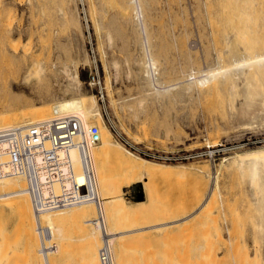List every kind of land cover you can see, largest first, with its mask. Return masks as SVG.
Here are the masks:
<instances>
[{
	"label": "rangeland",
	"instance_id": "obj_1",
	"mask_svg": "<svg viewBox=\"0 0 264 264\" xmlns=\"http://www.w3.org/2000/svg\"><path fill=\"white\" fill-rule=\"evenodd\" d=\"M134 1L0 0V102L20 112L21 106L32 110L70 98L63 67L76 61L81 90L95 95L112 139L131 142L132 151L158 163L206 168L148 178V198L141 182L124 187L128 206L145 199L126 225L144 230L118 238L124 240L119 264H264L253 192L228 169L231 158L220 165L225 156L264 144L262 96L247 101L239 84L235 105L224 100L227 87L215 55L234 46L225 42L234 33L229 12L222 0ZM98 12L104 24L114 18V31L98 28ZM93 73L101 89L89 84ZM80 222L83 228L81 220L64 222L63 243L61 237L53 243L68 249L49 253L52 264L88 263ZM7 226L0 264H30L19 228L11 219Z\"/></svg>",
	"mask_w": 264,
	"mask_h": 264
},
{
	"label": "bare ground",
	"instance_id": "obj_2",
	"mask_svg": "<svg viewBox=\"0 0 264 264\" xmlns=\"http://www.w3.org/2000/svg\"><path fill=\"white\" fill-rule=\"evenodd\" d=\"M222 1L223 4H225V9L229 12V16L226 14L228 16L226 20L234 25V33L226 36L225 40L228 45L233 42L234 46L232 45L229 48L222 49L221 52L219 51L220 53H216L215 55L216 62L219 63L218 71L221 74L223 84L227 87L225 90L227 91V97L224 98V100H226L225 103L230 108L235 105L236 99L240 98L237 97V95L241 93L238 85L242 84L243 86L240 85V87H243L242 93L247 101L260 95L262 96L261 102L264 105V34L260 32L264 26L261 22L259 23V18H261V16L263 18V15H260L263 13H261L262 7H259L260 9L257 8L259 0ZM134 2H138V0ZM262 4L264 3H259V6ZM258 9L260 10L259 15H257ZM98 15L100 18V22L97 21L98 28H100V25H106L114 31L115 24L114 21H112L114 18H111V22L109 21L108 24L106 21L104 24L99 12ZM260 24L262 25L261 29ZM232 37L235 38L234 41H232ZM148 61L150 62V59H148ZM77 65L75 61L73 66L66 64L63 67V72L67 78V90L72 92V94L68 96L70 97L68 99L57 100L46 107L32 110L31 108L25 109L26 106H21L19 107L20 109L22 108L20 112H17V108L12 107L10 103L4 102L2 104L0 102V128L10 125L36 123L49 118L53 115V112H58L76 115L84 124L88 126L97 125L99 129V140L90 146L98 196L96 200L71 203L37 213L34 209L26 180L22 176L4 175L0 177V247L1 243L5 241L3 239H5L4 234L6 233L7 221L11 219L21 232L20 234L26 247V258L29 259L28 263L30 264H52L49 253L59 256L68 249L66 245L62 244L63 236L66 235V233L62 235V226L64 222L70 219L81 220L87 224L86 226L84 224L82 228L81 222L80 224L78 223L79 227H81L80 230L78 228L79 232L83 230V235L81 237L86 240H83V242H85L84 257L88 260L87 264H103L100 260L99 248L107 240L105 238L106 236L109 240H107L108 244H110L112 264H119L122 256H120L121 246L119 247V245L120 242L124 243V240L120 241L118 238L128 231L132 232L136 230L135 232H137V230L143 228L135 224L126 225V223L128 222V218H130L129 214L142 209V204L145 203V199H140L135 201L139 206H128L124 187L136 182H141L144 195L148 198L151 189L150 177H183L206 169L205 167L201 168L195 165L188 168L185 164L158 163L157 161H152L132 151L120 140L116 138L112 139V132L103 120L95 95L92 93L91 95H86V93H83L81 90V79L77 71ZM42 69L43 68H40V72ZM72 154L76 170L79 171L80 164L77 154L75 151H73ZM229 158H231V160L230 163L228 162L230 164V168L228 169L234 168L240 177H242V180L246 179L253 192V207L257 213V226L255 227L256 230L258 227V229H260L259 232L264 233V144L242 150L237 154H231V156H225L220 162V165L224 166V160ZM218 175L219 172L217 171L213 174L210 193L213 191L215 185L218 184ZM5 213L11 216L9 220H7L9 216L8 218L7 216H5L6 218L4 217V215H6ZM116 220H119L121 224L119 228H115ZM38 221L49 227L51 231L50 241L52 243L54 241L53 239H61L62 241V243L61 241H57L56 244L53 243V247L46 257L40 250V236H38L39 233L36 229ZM173 221L177 222V219ZM167 223L168 222L159 223L151 225L150 227L155 228L163 224L168 225ZM173 223L175 222H172V224ZM125 235L128 234H124V236ZM81 237L80 239H82ZM125 244H127L126 241ZM64 246H66V249Z\"/></svg>",
	"mask_w": 264,
	"mask_h": 264
},
{
	"label": "built area",
	"instance_id": "obj_3",
	"mask_svg": "<svg viewBox=\"0 0 264 264\" xmlns=\"http://www.w3.org/2000/svg\"><path fill=\"white\" fill-rule=\"evenodd\" d=\"M89 84L101 89L98 74ZM103 97V91H100ZM99 140L97 125H86L73 114L53 112L49 118L26 125L0 128V177L19 175L26 180L37 213L71 203L98 198L90 146ZM130 149L133 144L121 139ZM75 151L80 169L76 170ZM140 153L141 151H137ZM40 250L46 257L53 247L51 231L40 221L36 224ZM108 240V237H105ZM99 248L103 264H112L110 244Z\"/></svg>",
	"mask_w": 264,
	"mask_h": 264
}]
</instances>
